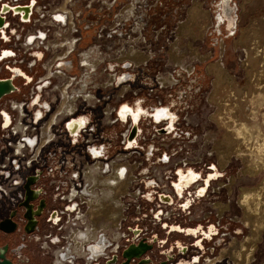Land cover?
Here are the masks:
<instances>
[{
  "label": "built area",
  "instance_id": "built-area-1",
  "mask_svg": "<svg viewBox=\"0 0 264 264\" xmlns=\"http://www.w3.org/2000/svg\"><path fill=\"white\" fill-rule=\"evenodd\" d=\"M105 1L0 0V82L12 86L0 97V223L13 224L11 232L0 230L6 259L12 264H123V252L144 243L150 249L129 264H264V255L236 260L222 254L238 241V221L229 194L224 197L215 179L219 175L222 181L223 171L207 149V135L195 134L184 108L186 95L178 109L174 103L146 105L156 91L165 90L166 100L179 80L169 76L174 81L161 84L159 75L155 89L142 85L147 92L139 103L148 116L141 115L135 126L129 116L119 118V109L128 103L106 113V89L113 87L106 84V73L116 70H106V56L95 44L106 34V24L82 46L87 17H96L90 14L95 2L100 4L97 15H106ZM95 74L105 80L95 83ZM63 103L71 109L61 112ZM155 109H166L168 118L156 122L150 117ZM81 117L85 124L70 134L68 126ZM115 124L122 129L111 158L106 138L99 142L97 134L100 127ZM112 160L124 165L127 179L125 192L116 197L114 228L106 221L101 185L108 173H84L96 162L106 167ZM188 171L197 174V183L178 192L179 173ZM29 180L28 190L36 194L28 202L33 215L42 206L33 216V229L26 231ZM101 237L104 247L98 253L93 245Z\"/></svg>",
  "mask_w": 264,
  "mask_h": 264
},
{
  "label": "rangeland",
  "instance_id": "rangeland-1",
  "mask_svg": "<svg viewBox=\"0 0 264 264\" xmlns=\"http://www.w3.org/2000/svg\"><path fill=\"white\" fill-rule=\"evenodd\" d=\"M131 1L117 0L114 3V0H108L107 3L113 9L107 8L106 3V20L99 19L100 22L97 23L98 26L95 25L90 39L83 34L85 40L82 46L85 48L91 43V40L93 42L92 38L102 28L101 25L106 24V34L100 41L95 40V44L101 46V51L106 56V67L114 64V61L119 62V51L121 50L127 54L133 48L147 57L144 62H139L137 65L131 63L133 67L129 69L115 68V74H124L123 72L126 71L125 73L135 76L137 83L130 81V83L132 82L130 90L128 88L127 93H123V95L119 94L121 91L119 87L107 88L108 102L106 103L109 104L108 108L143 100L147 92V88H144L143 84L150 83L152 89L156 88L155 80L151 83L150 80L141 79L140 76L145 77L148 73L141 72L142 68L136 67L139 64L156 61L160 63L162 69L155 78L161 75L164 79L173 76L179 80L178 72L180 71L181 75L184 73L186 80L182 79L181 81L180 79L181 84L170 91L166 100L165 90H155L152 100L146 101V105L162 103L169 106L174 103L175 109H178L181 106L179 99L185 94L186 97L184 96L182 99L188 101L189 109L187 106L184 108L191 114L195 134L197 136L202 133L207 135L209 143L207 149H211L216 160H218V151L230 150L231 154H229L227 165L222 168L220 164L218 165L223 171V179L218 181L219 185L223 187L224 197L229 194L231 214L236 216L237 228L243 233L237 242H242L243 238L250 234L251 227L243 224L245 210L239 204L241 195L244 190H258L264 183V0H236L238 7L236 34L232 37H222L217 49L206 44V35L213 23L216 0H161V2L166 1V3L164 2L165 6L162 7L160 5L156 7L157 2L147 5L143 3L142 9L137 5L135 13L139 14L138 18L143 17L144 24L141 25L137 21V17H131L127 22L133 19L135 23L131 24V28H126V32L123 30L122 37L120 34H113L111 29L124 22L120 18V14L126 6L131 4ZM169 1L173 4H168ZM141 2L139 0L138 4L141 5ZM99 6L100 4L95 2L90 12V14H96V20L102 17V15H97ZM169 6L172 8H168ZM156 8L157 14H155ZM92 18V15L87 17V19ZM180 24H185L187 28L182 35L178 36ZM136 25L141 27L142 37L138 33L131 32L137 28ZM173 43L177 44L176 50L172 48ZM173 54H176L175 58L179 59L181 66L174 63ZM219 62L230 78H228L229 80L223 76H220L221 78L217 76L216 71L222 72L219 69ZM172 63L179 68H174V71H171ZM99 70L101 71V68ZM152 76L150 75V77ZM104 78L105 75L98 77L95 74L92 79L95 83H99ZM109 78L106 73V84H110ZM132 79L134 80L130 77V80ZM103 108L101 106L100 110ZM97 114L99 115V112ZM98 119L102 120L100 117H96L95 120ZM105 128L100 127L97 136L99 142H103V139L106 138V147L107 149L111 148L109 157L112 158L118 148L119 132L122 127L115 124ZM238 131L242 133L237 134ZM200 145L201 142L198 140V146ZM235 150H238L240 154L239 152L235 154ZM249 150H253V152ZM246 165H249L247 166L248 170H246ZM262 207L261 210L264 212V194ZM254 253L264 255V228Z\"/></svg>",
  "mask_w": 264,
  "mask_h": 264
},
{
  "label": "flooded vegetation",
  "instance_id": "flooded-vegetation-1",
  "mask_svg": "<svg viewBox=\"0 0 264 264\" xmlns=\"http://www.w3.org/2000/svg\"><path fill=\"white\" fill-rule=\"evenodd\" d=\"M107 1L108 0H106V3H107ZM116 1L117 0H114V3H116ZM140 1H142L141 2V5L138 4L139 0H138V2H137V0H136V2H134V0H132L130 2L131 4H129L128 6H126L123 9V11L120 14V18H122L124 22L121 23V24H119V25H116L113 29H111V30H113V34H115V35L116 34H120V36L122 37L123 30L126 32V30H125L126 28H131V24H133L135 22L133 21V19H131L132 21H130V22H127V21H129L131 17H137L139 15L138 13L137 14L135 13L136 12V9H137L136 8L137 5L139 6L140 9H142L143 3H145L147 5L149 3L150 4H154V3L157 2L156 7L157 6L159 7V5L161 7L162 6H165V3H166V1H164L165 2L164 3V2H161V0L160 1H158V0H140ZM167 3L168 4L170 3V5L173 4L170 1L167 2ZM107 5H106L107 8H109L111 6L108 3H107ZM168 8L171 9L172 7L169 6ZM109 9L111 10L113 8L110 7ZM151 9H152V6H151ZM156 11H157V8L155 10V14H157ZM237 12H238V7H237L236 0H216L215 1V11H214V15H213L212 27L208 30V33L206 35V44L207 45H209V46H211L213 48L214 47L216 48L219 45L220 40H221L222 37L223 38H225V37H232V36H234L236 34V31H237V21H238ZM106 15H104L102 17H99L97 20H96V17L95 18L93 17L90 20V24H88L87 28L85 30H83V34L90 39L92 37V35H93V30L96 27L95 25L97 23H99L101 19L106 20ZM137 21L141 25L144 24V19H143L142 16L139 17V18L137 17ZM184 25L185 24H180L179 25L178 36L179 35H182L183 32L186 30L187 27L184 26ZM136 26H137V28L135 30H131V32L134 33V34L138 33V35H140V37H142V35H141L142 34L141 27L138 26V25H136ZM183 26H184V28H183ZM182 30H183V32H182ZM172 48H173V50H176L178 48L177 47V44L176 43H173L172 44ZM119 55H120L119 58H118V61L119 62L114 61L115 63L112 64V65H110V66H107L106 67L107 69H110V70L113 71V70H115V68L120 67L121 69L125 70L126 67L128 66V64H129V67H133V65L131 63L137 65L139 62H144L147 59V57H145L140 51H135L133 48H131L127 54H125V52L121 50V51H119ZM85 56H86V54L85 55H82V57H85ZM175 57H176V54H173L172 55V58H173L174 63H177V64H179V66H181L180 65L181 62L179 61V59H177ZM121 64H123V65H121ZM219 64H220V62H219ZM93 66L94 65H91V67H93ZM136 67H139L140 69L142 68L141 69V72L146 71L148 73L145 77H143V76H140V77H141L142 80H146V81L147 80H150L151 83L154 81L155 76L157 74H159L160 73V70L162 69L161 68V64L158 63L157 61L156 62H150V63L149 62H145L144 64H139ZM174 68H179V67H175V65L173 64V66L171 67V71H174ZM171 71H170V73H171ZM188 71H191V70H188ZM125 72L126 71L123 72L124 74H123L122 77H120L119 74H113V72H108L107 73V77L108 78L110 77L109 80H110V83H112V86L114 87V84H115L116 86L118 85V87L121 89V91L119 92V94H123V92L125 90H127V88L130 86V84H131L130 82L124 83V81H126L127 79H130V77L131 78H134V80L132 79V82L133 83L134 82L137 83V80L135 81V76H131L130 73H125ZM170 73H168V74H170ZM150 75H153V76L150 77ZM175 75H176V73H175ZM177 76L179 77L178 78L179 80L181 79V81H182V79H183V81L186 80V77H185L184 73L181 75L180 71L178 72V75ZM160 79H161L160 80V83L161 84L172 83L174 81V79L172 77H167L166 79H162L160 77ZM138 82H139V80H138ZM82 84H83V87L82 88H85L86 87V84H87L86 83V79H83ZM173 92H171V93H173ZM125 106L128 109H130V111L122 112V109L125 108ZM148 106H150V105H148ZM63 107L66 110H68L71 107V105L64 104ZM108 107H109V105L106 104V113L109 110ZM118 113H119V118L122 121H127V118L129 116L130 119L133 122L132 126H135V123L137 122V119L141 115L148 116V111L147 110H144V108L140 105L139 101L138 102H135L134 104H131V105H129V104L123 105L119 109ZM164 116H168L167 112L164 111V110H160V109H155L154 110V114L153 115H150V117L154 118V120L156 122H158ZM36 117H38V115H36ZM85 118L86 117L79 118V120L76 123H74V124H77L78 125V128H79V125L85 124V120H86ZM122 173H123V171L120 170V171H117L115 175H120L121 176ZM85 174H87V173H85ZM196 175H193V172H191V171H188L186 173H184V172L179 173V181H181L182 179H188V178H190L191 180H194V179L196 180L197 179V176ZM215 177H216V175H215ZM219 178H221V176L218 175L215 179L218 181V180H220ZM116 179L117 178L114 177V178H112V180H110V183H111V184L109 183L110 184V188H109L110 190L113 189V186L111 187V185L115 184V183H112V181L115 182ZM195 183H197V181L190 183L185 189L190 188ZM101 185L102 186L105 185V190L103 188H101V189L104 190V192H106V182L105 181H102L101 182ZM239 204H240V201H239ZM240 206L243 207L241 204H240ZM243 209H244V207H243ZM117 218H118V214L112 213L111 219H115L114 221H117ZM244 219L245 220L243 221V224L245 226H248V224L246 223V213H245V218ZM238 233H239V236L240 235H243V233L241 231H239V230H238ZM250 233H251V231H250ZM114 234H116V233H114ZM260 234H261V232H260ZM247 237L243 238V241ZM259 237H260V235H259ZM258 241H259V239L256 241L255 247H254L253 252L251 253V255L255 252L256 245H257ZM242 242L233 241V243L227 249H224L222 251V254H228V255H230L232 257V251L234 250V246L235 245H238V244H241ZM3 247H6V246H2L0 248H3ZM239 260H241V259H239Z\"/></svg>",
  "mask_w": 264,
  "mask_h": 264
},
{
  "label": "bare ground",
  "instance_id": "bare-ground-1",
  "mask_svg": "<svg viewBox=\"0 0 264 264\" xmlns=\"http://www.w3.org/2000/svg\"><path fill=\"white\" fill-rule=\"evenodd\" d=\"M194 14V13H193ZM190 17V16H189ZM186 26V25H184ZM183 26V28H184ZM183 32V30H182ZM253 51V50H252ZM264 52V51H263ZM259 54V53H258ZM262 57V56H261ZM263 67V66H262ZM219 69L222 70V72L220 71H216L217 76H223L226 79H228V75L226 73V71L224 70L223 66L219 65ZM222 77V78H223ZM221 78V77H220ZM230 79V78H229ZM228 79V80H229ZM262 86V84H261ZM264 91V90H263ZM258 92V91H257ZM256 97V96H255ZM257 98V97H256ZM71 109V107L69 108ZM68 109V110H69ZM61 112L64 111H68L66 110L63 106L61 107ZM251 110V109H250ZM251 112V111H250ZM38 115V114H37ZM39 116V115H38ZM229 120V119H228ZM224 122V121H222ZM221 122V123H222ZM238 122V121H237ZM242 123V122H241ZM243 124V123H242ZM75 127L78 128L77 124H74ZM244 125V124H243ZM233 126V125H232ZM241 126V125H240ZM244 128V127H243ZM232 130V129H231ZM238 130V129H237ZM242 130V129H241ZM244 132V131H243ZM242 132H237V134H240ZM247 133V132H246ZM244 135V133H243ZM247 135V134H246ZM245 135V136H246ZM238 136V135H237ZM242 136V135H241ZM236 137V136H235ZM240 137V136H239ZM242 140V138H241ZM246 140V139H245ZM244 140V142H245ZM253 143V142H252ZM244 144V143H243ZM237 145V144H236ZM253 147V146H252ZM248 148V147H247ZM256 148V147H255ZM244 149H246L244 147ZM263 149V148H261ZM257 150V149H256ZM259 150V149H258ZM248 151V150H247ZM252 151L253 150H249ZM238 150H235L234 153L238 154ZM244 152V151H243ZM251 152V153H252ZM258 152V151H257ZM248 153V152H247ZM250 153V152H249ZM229 154H231L229 149H225L224 151H218V160L220 163L221 167H224L229 159ZM240 154V152H239ZM244 155V154H243ZM249 155V154H248ZM251 155V154H250ZM253 155V154H252ZM263 155V154H262ZM237 156V155H236ZM244 157V156H243ZM251 157V156H250ZM256 157V156H255ZM251 159V158H249ZM255 160V159H254ZM261 160V159H260ZM257 163V162H256ZM262 163V160H261ZM250 165V164H249ZM249 165H246V170H248ZM257 166V164H256ZM252 168V167H250ZM256 168V167H255ZM254 168V169H255ZM123 171L122 175H115L117 171ZM116 171V172H115ZM125 168L124 165H121L120 163H118L116 160H112L111 163L109 165H107L106 167L102 164H100L99 162H96L95 164H93L92 167H87L84 172L87 174H96V175H102L104 173H108L106 174V221L110 222L112 228L116 227L117 225V221H114L115 219H111L112 213L115 214H119L118 211V206H119V201L116 199V197L120 194H123L126 190V186H127V179H126V174H125ZM251 171V170H249ZM186 175V174H185ZM184 175V176H185ZM193 175H196L193 173ZM197 176V175H196ZM116 177V181H112V183H115L113 185H111V187L113 186V189H109L110 188V180H112V178ZM196 180H191L190 178L188 179H182L181 181H179L178 179V185L175 186V188L178 190V192L180 190H182L184 187L186 188L190 183L195 182ZM110 183V184H109ZM252 190V189H251ZM263 194H264V183L263 186L260 187L258 190H254V191H243V194L241 196V200H240V204L244 207L245 209V213H246V223L251 227V233L250 235L241 243L238 245L234 246V250L232 251V256L234 258H236V260L241 259V260H247L251 253L253 252V249L255 247V243L256 241L259 239V235L260 232L263 230L264 228V212H262V203H263ZM114 218V217H113ZM118 220V218H117ZM113 232V231H112ZM239 235V233H238ZM247 244V245H246Z\"/></svg>",
  "mask_w": 264,
  "mask_h": 264
},
{
  "label": "water",
  "instance_id": "water-1",
  "mask_svg": "<svg viewBox=\"0 0 264 264\" xmlns=\"http://www.w3.org/2000/svg\"><path fill=\"white\" fill-rule=\"evenodd\" d=\"M11 89H12V86L9 82H7V81L6 82H0V97L6 93H9ZM165 118H168V116H164L161 119H165ZM68 130H69L70 134H75L77 131V127H75L74 123H72L70 126H68ZM134 135H135V130L133 129L131 134H130L129 140H131L134 137ZM30 182H31V180H29L25 186L26 196H25L24 205L27 208V218L29 220V223L25 228L26 231H31L33 229V226L35 225V221L33 219V216L39 214L41 206H42V204H41L38 211L35 212L33 215V213L31 212V207H30V205H28V202L30 200H33L36 197V194L33 192H30L28 190V185ZM0 230L3 232H11L13 230V224H11L8 221L2 222V223H0ZM148 249H150V246H148L144 243H140L137 246L129 247L128 250L124 251L122 254V257L126 259V262L123 264H129V260L131 258H139ZM145 263H146V261L142 260V261H139L137 264H145ZM0 264H12L8 259H6V247L0 248ZM161 264H164V263H161Z\"/></svg>",
  "mask_w": 264,
  "mask_h": 264
},
{
  "label": "clouds",
  "instance_id": "clouds-1",
  "mask_svg": "<svg viewBox=\"0 0 264 264\" xmlns=\"http://www.w3.org/2000/svg\"><path fill=\"white\" fill-rule=\"evenodd\" d=\"M81 238L83 237V233L78 234ZM94 248L97 249L98 253H101L103 251V247H104V240L103 237L99 238V240L97 241V243H95L93 245Z\"/></svg>",
  "mask_w": 264,
  "mask_h": 264
},
{
  "label": "snow or ice",
  "instance_id": "snow-or-ice-1",
  "mask_svg": "<svg viewBox=\"0 0 264 264\" xmlns=\"http://www.w3.org/2000/svg\"><path fill=\"white\" fill-rule=\"evenodd\" d=\"M5 7H7V5H5ZM56 19H62L61 17H57ZM125 111H130V109H128L126 106H125V108H123L122 109V112H125ZM164 111H166V109L164 110ZM166 159V158H165ZM199 194H202V193H199Z\"/></svg>",
  "mask_w": 264,
  "mask_h": 264
}]
</instances>
